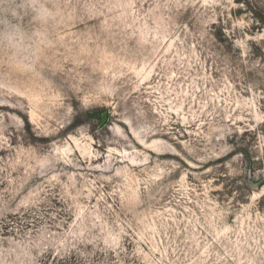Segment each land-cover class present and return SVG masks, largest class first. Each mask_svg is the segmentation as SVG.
Listing matches in <instances>:
<instances>
[{"label":"rangeland","instance_id":"1","mask_svg":"<svg viewBox=\"0 0 264 264\" xmlns=\"http://www.w3.org/2000/svg\"><path fill=\"white\" fill-rule=\"evenodd\" d=\"M0 264H264V0H0Z\"/></svg>","mask_w":264,"mask_h":264},{"label":"water","instance_id":"2","mask_svg":"<svg viewBox=\"0 0 264 264\" xmlns=\"http://www.w3.org/2000/svg\"><path fill=\"white\" fill-rule=\"evenodd\" d=\"M106 118H107V115H106V114H103V116H102V124H104V123H105V121H106Z\"/></svg>","mask_w":264,"mask_h":264}]
</instances>
